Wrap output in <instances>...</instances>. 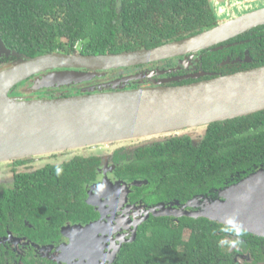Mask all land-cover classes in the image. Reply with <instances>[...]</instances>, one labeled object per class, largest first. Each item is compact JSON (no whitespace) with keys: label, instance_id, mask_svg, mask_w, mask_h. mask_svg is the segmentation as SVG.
<instances>
[{"label":"trees","instance_id":"16d2710c","mask_svg":"<svg viewBox=\"0 0 264 264\" xmlns=\"http://www.w3.org/2000/svg\"><path fill=\"white\" fill-rule=\"evenodd\" d=\"M215 20L208 0H0V39L10 50L31 58L56 52L105 55L151 49L207 31L217 25ZM221 46L222 50L201 51L197 68L217 77L264 66V25ZM246 51L251 63L223 65L227 59L243 61ZM9 59L6 64L16 60ZM178 59L159 63L170 65ZM3 60L0 68L6 65ZM115 73L110 71L105 77ZM27 86H31L30 80L18 85L15 93ZM75 90L70 89L71 96ZM16 162L25 163L24 159ZM86 162L81 156L68 163L44 167L32 175L33 179H39L37 182H30V175L20 173L15 183L27 185L24 191L28 194L45 192L49 190L45 183L63 186L69 179L77 182ZM137 162L133 176H150L159 171L164 175V188L172 182L184 186V179L173 178L177 174L173 170L191 168L193 187L200 193L196 197L222 189L264 168V111L206 126L205 137L198 147H193L188 137H175L144 149ZM49 170H53L52 178L47 179ZM1 200L0 195V212L9 210ZM0 219L5 220V215H0ZM225 227L206 218H182L178 222L152 219L141 228L134 243L121 249L113 264H232L219 248L222 238L236 236L234 229L221 231ZM243 233L240 236L246 240L241 244L243 250L252 253L256 262L264 261L259 247L260 242L264 246V239Z\"/></svg>","mask_w":264,"mask_h":264},{"label":"water","instance_id":"95a60500","mask_svg":"<svg viewBox=\"0 0 264 264\" xmlns=\"http://www.w3.org/2000/svg\"><path fill=\"white\" fill-rule=\"evenodd\" d=\"M263 25L264 8L217 22L215 27L179 41L105 55L74 51L31 58L10 50L0 39V63L3 57L16 59L0 68V163L170 135L264 111V66L217 77L201 72L192 78H211L178 86L54 99L11 95L28 80L31 86L27 92L34 94L79 86L103 78L110 71L187 56L193 59L192 55L204 50H222L223 43ZM240 62L251 63L248 51L243 61L227 59L223 65ZM190 207L194 209L191 212L173 214L206 218L229 228L232 226L227 221L233 219L243 232L264 239V168L195 197ZM118 250L119 246L109 264L117 258Z\"/></svg>","mask_w":264,"mask_h":264},{"label":"flooded vegetation","instance_id":"af4514ba","mask_svg":"<svg viewBox=\"0 0 264 264\" xmlns=\"http://www.w3.org/2000/svg\"><path fill=\"white\" fill-rule=\"evenodd\" d=\"M209 8L212 9L210 3ZM198 54L192 55L193 59L190 56L179 58L170 65L158 63L128 71L116 70L110 78H96L60 90L51 89L58 91L54 94L49 93L51 90L30 94L27 92L30 86H27L21 87L17 93L14 89L11 95L52 99L53 95L56 98L71 96L69 91L72 88H76V96L90 92L133 90L147 85L155 87L183 83L195 80L192 77L202 72L196 64ZM2 59L4 64L10 61L5 57ZM175 137H188L192 146L198 147L205 137V127L30 157L24 159V164H17L16 161L14 164L13 161L0 179L1 203L9 208L0 212V215H5V220L0 219L2 264H109L117 253V247L118 256L125 245L136 241L138 232L152 219L168 218L178 222L188 218L175 215L193 211L190 203L200 194L193 187L191 168L173 170L177 172L173 178L177 181L184 179L185 185L176 186L172 182L166 188L163 187L164 175L159 171L150 176L132 174L133 166L138 163L139 156H143L144 149ZM81 156L88 162L80 170L77 182L69 179V183L63 186L45 183L44 187L49 190L34 191L33 194L24 191L27 185L15 183V177L20 173H27L30 182H37L39 179H33L35 176H32L35 172L47 166L71 162ZM52 172L48 171L50 175L47 179L52 178ZM30 186L33 184L30 183ZM31 198L35 201H31ZM237 239L239 243L227 251V244ZM245 242L240 237L228 236L220 240L219 248L232 264H264V261L256 262L252 253L243 250L241 244ZM262 243L259 247L264 257Z\"/></svg>","mask_w":264,"mask_h":264},{"label":"rangeland","instance_id":"374dc122","mask_svg":"<svg viewBox=\"0 0 264 264\" xmlns=\"http://www.w3.org/2000/svg\"><path fill=\"white\" fill-rule=\"evenodd\" d=\"M209 3L218 23L227 22L249 12L264 8V0H209ZM11 163H0V179L4 177ZM231 246L232 244H227L226 250L229 251Z\"/></svg>","mask_w":264,"mask_h":264},{"label":"clouds","instance_id":"9594fccd","mask_svg":"<svg viewBox=\"0 0 264 264\" xmlns=\"http://www.w3.org/2000/svg\"><path fill=\"white\" fill-rule=\"evenodd\" d=\"M60 172V169H57V173L59 174ZM227 224L232 226L231 228H228V227H225V228H222L221 231H224V232H228V231H232L234 229L235 231V235L239 238L240 236H242L244 233L243 231L237 227L234 223V220L233 219H229L227 221ZM221 243H225V241H221ZM236 243H239V239H237L236 241L232 242V246H235Z\"/></svg>","mask_w":264,"mask_h":264}]
</instances>
